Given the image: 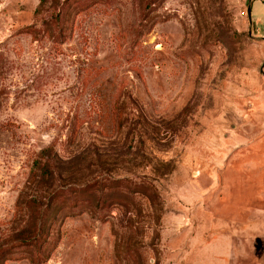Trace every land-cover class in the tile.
Listing matches in <instances>:
<instances>
[{"label": "rangeland", "instance_id": "rangeland-1", "mask_svg": "<svg viewBox=\"0 0 264 264\" xmlns=\"http://www.w3.org/2000/svg\"><path fill=\"white\" fill-rule=\"evenodd\" d=\"M263 212L264 0H0V264H264Z\"/></svg>", "mask_w": 264, "mask_h": 264}, {"label": "trees", "instance_id": "trees-1", "mask_svg": "<svg viewBox=\"0 0 264 264\" xmlns=\"http://www.w3.org/2000/svg\"><path fill=\"white\" fill-rule=\"evenodd\" d=\"M52 196V194L51 195H49V198H48V200H47V202H46V204L48 205V202H49V200H50V197ZM34 202H36V199H34V198H31V199H29L28 200V203L30 204V206L31 207H33V205H34ZM44 213H42V212H39V217H38V220H39V224H36V231H35V233L37 232V230H41L40 232L41 233H44L46 230H47V228H48V224L50 223V222H52L51 221V219H50V217L48 218V215L46 214H44ZM47 218H48V220H49V222L48 221H46L47 220ZM34 233V234H35ZM35 236V235H34Z\"/></svg>", "mask_w": 264, "mask_h": 264}, {"label": "water", "instance_id": "water-1", "mask_svg": "<svg viewBox=\"0 0 264 264\" xmlns=\"http://www.w3.org/2000/svg\"><path fill=\"white\" fill-rule=\"evenodd\" d=\"M247 11H248V16L250 17V5H248ZM261 70H263V69L261 68Z\"/></svg>", "mask_w": 264, "mask_h": 264}, {"label": "crops", "instance_id": "crops-1", "mask_svg": "<svg viewBox=\"0 0 264 264\" xmlns=\"http://www.w3.org/2000/svg\"><path fill=\"white\" fill-rule=\"evenodd\" d=\"M262 212V211H261ZM263 214H264V212H263Z\"/></svg>", "mask_w": 264, "mask_h": 264}]
</instances>
